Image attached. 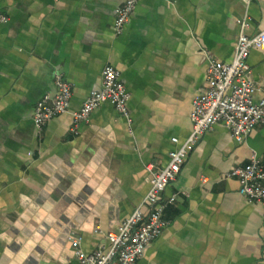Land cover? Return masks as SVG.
<instances>
[{"label":"crops","instance_id":"obj_1","mask_svg":"<svg viewBox=\"0 0 264 264\" xmlns=\"http://www.w3.org/2000/svg\"><path fill=\"white\" fill-rule=\"evenodd\" d=\"M124 0H0V264H77L106 245L148 190L146 165L167 163L187 138L193 98L206 87V54L229 62L248 17L249 35L264 29V0H139L120 34ZM264 95V48L247 58ZM110 65L129 93L131 122L109 102L77 132L70 112L101 85ZM70 86L69 113L34 126L35 103ZM177 138V143L171 141ZM256 154L264 166V124L241 140L216 123L192 146L175 179L160 235L135 264H264V204L238 193L224 174Z\"/></svg>","mask_w":264,"mask_h":264},{"label":"built area","instance_id":"obj_2","mask_svg":"<svg viewBox=\"0 0 264 264\" xmlns=\"http://www.w3.org/2000/svg\"><path fill=\"white\" fill-rule=\"evenodd\" d=\"M139 0H124L115 9L113 29L120 34ZM249 3L250 0H244ZM8 17L0 11V24ZM238 34L233 56L229 62L219 61L206 54V87L192 100L189 119L190 133L187 138L168 153L167 163L154 167L146 165L148 190L132 213L123 219L115 230L105 234L106 245L85 253L79 246V237H71L70 244L77 264H135L144 248L158 237L166 225L162 218L164 208L175 200L174 194L161 199L165 187L175 179L188 150L216 123H221L235 140L243 139L258 124H264V95L255 100L258 85L251 77L247 58L252 49L264 48V29L245 32L248 17L238 19ZM55 93L43 95L34 106L32 120L37 130L51 117L69 113L71 89L67 81L57 74L54 77ZM129 93L119 79L118 70L105 65L101 71L99 89L89 91L80 108L70 112L71 131L77 132L80 123L103 102L111 103L128 124L131 122L127 106ZM177 143V138H172ZM225 177H234L238 193L249 202L264 204V166L256 154L251 153L248 162L232 167Z\"/></svg>","mask_w":264,"mask_h":264}]
</instances>
